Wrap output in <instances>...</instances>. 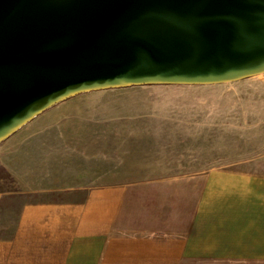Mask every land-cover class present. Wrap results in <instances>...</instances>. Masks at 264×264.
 I'll return each mask as SVG.
<instances>
[{"label":"water","instance_id":"obj_1","mask_svg":"<svg viewBox=\"0 0 264 264\" xmlns=\"http://www.w3.org/2000/svg\"><path fill=\"white\" fill-rule=\"evenodd\" d=\"M264 73V0H0V142L80 93Z\"/></svg>","mask_w":264,"mask_h":264},{"label":"crops","instance_id":"obj_2","mask_svg":"<svg viewBox=\"0 0 264 264\" xmlns=\"http://www.w3.org/2000/svg\"><path fill=\"white\" fill-rule=\"evenodd\" d=\"M59 183L0 189V264L264 263V170Z\"/></svg>","mask_w":264,"mask_h":264},{"label":"rangeland","instance_id":"obj_3","mask_svg":"<svg viewBox=\"0 0 264 264\" xmlns=\"http://www.w3.org/2000/svg\"><path fill=\"white\" fill-rule=\"evenodd\" d=\"M0 157V189L264 170V73L80 93L0 142Z\"/></svg>","mask_w":264,"mask_h":264}]
</instances>
